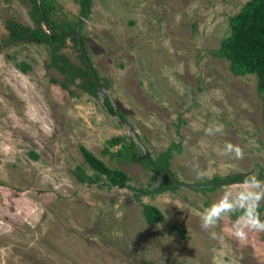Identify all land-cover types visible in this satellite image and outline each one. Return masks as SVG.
Instances as JSON below:
<instances>
[{
    "label": "rangeland",
    "instance_id": "1",
    "mask_svg": "<svg viewBox=\"0 0 264 264\" xmlns=\"http://www.w3.org/2000/svg\"><path fill=\"white\" fill-rule=\"evenodd\" d=\"M245 1L92 0L82 24L85 54L107 83L102 97L150 158L175 145L168 170L180 184L264 174L255 77L233 75L213 55ZM52 3L55 22L77 18L76 0ZM30 11L29 0H0V264H264V231L236 235L248 218L239 209L264 208V179L138 193L153 190L161 173L144 164L137 144L128 160L113 155L128 133L97 92L52 67L47 44L8 39L4 21L34 27ZM59 52L82 66L68 36ZM81 145L124 171L126 186L103 176L80 182L78 168L93 174ZM222 199L231 210L202 227V213ZM144 204L162 219L148 223Z\"/></svg>",
    "mask_w": 264,
    "mask_h": 264
},
{
    "label": "trees",
    "instance_id": "2",
    "mask_svg": "<svg viewBox=\"0 0 264 264\" xmlns=\"http://www.w3.org/2000/svg\"><path fill=\"white\" fill-rule=\"evenodd\" d=\"M29 1L31 3L30 13L35 17L36 25L34 27L23 26L17 21L7 19L4 21V26L8 32V39L12 40L21 35V37H25L37 43L47 44L50 46V65L64 74L67 81L77 83V86H79L81 90L92 96H96L95 84L82 58L75 35L70 34L68 37L79 53L82 66L79 67L72 64L64 54L59 52L64 42V38H60V36L67 32L77 33L82 45L84 44V39L80 31L84 19L89 15L92 0H76L78 5V16L71 22H55L51 18L50 13L51 10L54 9L52 0H38L39 4H37V0ZM227 24L228 33L220 40L213 55L226 60L227 68L233 75L252 74L255 77V90L260 99L261 113L264 117V0H246L235 14L228 17ZM17 66L22 71L25 70L22 62L18 63ZM94 73L99 84L103 88H106V81L101 80L95 70ZM60 86L65 88L66 84L60 82ZM102 106L106 111L117 115L122 121H125L121 112L118 109H114L107 95L103 97ZM127 137V148L125 143L121 144L113 153L115 156H121L124 160L130 158V151L126 149L139 150L131 137L129 135ZM107 142L114 145L119 141L116 136H113L110 137ZM174 146V144L169 145L165 150L159 152L155 158L149 157L152 166H149L144 155L141 156L144 164L150 170L159 171L161 173L162 179L153 190L147 192L137 189L138 193H155L175 187L170 175L167 172L161 171L168 170L169 159L173 148H175ZM79 150L83 161L93 171L92 176H90L82 169L78 168L76 177L80 182L88 184L94 183L100 176H103L108 186H126L128 177L124 171L118 168L108 167L102 160L82 145L79 147ZM259 173H262V171L260 170ZM237 179H244V176L241 174H231L226 177L213 176L202 184L207 185L220 181ZM262 209L263 206L256 205L239 209L238 211L241 216L250 217L254 212L259 216ZM142 214L148 223L158 222L162 219L160 211L150 204H144L142 206Z\"/></svg>",
    "mask_w": 264,
    "mask_h": 264
},
{
    "label": "water",
    "instance_id": "3",
    "mask_svg": "<svg viewBox=\"0 0 264 264\" xmlns=\"http://www.w3.org/2000/svg\"><path fill=\"white\" fill-rule=\"evenodd\" d=\"M37 4H39V1L37 0ZM70 34H73L75 35L76 39H77V44H78V47H79V50H80V53L82 55V58L91 74V78L95 84V87H96V92H97V96L99 98V101L101 104H103V92H105V89L99 84V82L97 81L96 79V76H95V73H94V70H93V67L91 65V63L89 62L86 54H85V51H84V48H83V45L81 43V41L79 40V37H78V34L75 33V32H67L65 34H63L62 36H60V38H64ZM119 124H122L128 135L131 137L132 141L137 144L142 152H143V155L145 156L149 166H152L151 163H150V158L149 156L146 154V152L144 151V149L141 147L140 143L138 142L137 140V137L135 135V133L133 132V130L131 129V127L125 123L124 121H122L117 115L113 114V113H110L109 111H107ZM161 171H164V172H167L170 177H171V180H172V183L175 185V186H178V185H185L187 187H192V188H199V187H203V186H215V185H219V184H225V183H228V182H248V181H255V180H259V179H264V174H260V175H257V176H252L250 178H246V179H237V180H225V181H220V182H217V183H213V184H209V185H194V184H187V183H184V184H180L179 182H177L176 180H174L172 174L170 173L169 170H161ZM264 208L260 211V214H259V219L261 221H264Z\"/></svg>",
    "mask_w": 264,
    "mask_h": 264
},
{
    "label": "clouds",
    "instance_id": "4",
    "mask_svg": "<svg viewBox=\"0 0 264 264\" xmlns=\"http://www.w3.org/2000/svg\"><path fill=\"white\" fill-rule=\"evenodd\" d=\"M237 154L242 155L239 149H237ZM231 208L232 205L222 199L213 204L210 208L205 209V211L202 213V227H210L215 223L217 218H219L223 213L230 211ZM244 228L264 231V221H261L258 214L254 212L252 216L247 218L246 224L243 227H237L236 229V235L241 239H243L245 236Z\"/></svg>",
    "mask_w": 264,
    "mask_h": 264
}]
</instances>
